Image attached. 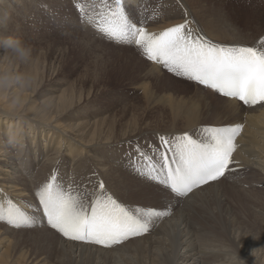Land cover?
<instances>
[{"label":"bare ground","instance_id":"1","mask_svg":"<svg viewBox=\"0 0 264 264\" xmlns=\"http://www.w3.org/2000/svg\"><path fill=\"white\" fill-rule=\"evenodd\" d=\"M26 1L30 5L31 0H0V39L28 38L24 17L33 16L41 28L50 25L54 18L44 17L42 10L39 15L27 13ZM73 1L56 0L57 10L51 12H62L65 30L82 32V52L96 55L79 79L73 71L64 79L57 77L41 47H32L27 61L0 48V199L6 194L37 222L16 228L0 221V264H264V103L243 106L146 61L132 49L124 52L121 73L128 74L129 86L141 95L131 101V111L108 112L95 101L102 84L97 54L103 41L83 29L78 19L71 21L74 12L67 9ZM145 1L127 0V6L141 10L142 16L148 13L152 21L145 20L144 27L150 32L183 23L187 15L220 44L254 46L264 37V0H170L163 14L159 9L161 17L143 6ZM41 3L37 0L36 5ZM44 31L35 32L48 34ZM65 63L55 58L51 66ZM235 124L244 125L233 153L239 164L187 197L160 182L163 172L156 180L137 173L140 163L143 170L148 166L138 149L153 157V167L163 165L159 136L187 132L197 138L204 135L202 128ZM130 141L137 143L131 146L136 155L127 172L121 161L116 163L113 150ZM56 173L85 192L90 187L85 182L98 186L100 181L90 178L100 179L131 203L132 212L155 208L163 215L152 218L148 232L111 246L64 237L47 226L33 194L36 183Z\"/></svg>","mask_w":264,"mask_h":264},{"label":"snow or ice","instance_id":"2","mask_svg":"<svg viewBox=\"0 0 264 264\" xmlns=\"http://www.w3.org/2000/svg\"><path fill=\"white\" fill-rule=\"evenodd\" d=\"M102 5L100 11L91 15L82 4L76 7L83 22L94 26L108 41L135 45L148 60L244 105L264 103V37L254 46L220 44L209 39L187 15L183 23L150 32L144 27L145 17H132L127 0H112L111 4L102 0ZM243 128V124L206 127L201 129L204 135L197 138L187 132L172 138L161 135L163 165L153 167L149 163L153 157L138 149V155L148 166L137 169V173L156 180L163 172L160 182L177 196L187 197L194 189L217 181L239 164L233 153ZM168 152L173 155L169 157ZM98 188L90 196L79 187H65L53 175L33 194L52 229L72 240L104 246L148 232L152 218L163 215L155 208L134 213L108 193L103 181ZM0 221L16 228L37 223L6 194L0 199Z\"/></svg>","mask_w":264,"mask_h":264},{"label":"rangeland","instance_id":"3","mask_svg":"<svg viewBox=\"0 0 264 264\" xmlns=\"http://www.w3.org/2000/svg\"><path fill=\"white\" fill-rule=\"evenodd\" d=\"M75 1H77V0H74L72 2V5L70 6V9L69 8L67 9L68 10L67 13L72 14L74 12V14H73L74 16L72 15L70 17L71 21L78 19V22L83 27V29L89 30L93 34V37H97V39L103 41V43H101V44H103L101 47L97 46L99 51H100V54H97L100 57L99 66L97 68V77L100 78L102 84H101V86H99V88H98L99 90L97 89V91L95 92V95H96L95 101L98 102V106H102L103 108L105 107L108 112L113 113V112H118V111L123 110V109H126V111H131V101L133 102V100H136L138 98V96L141 95V92L135 91L136 90L135 88L129 86L131 79L128 77L127 73H121V67L123 64V59L125 57L124 52L125 51L126 52H132V49H133L134 51H136V53L139 57L144 58L146 61H148L147 57L143 54V51H141V49H139L137 46H135V45H120V44H117L115 42H110L104 36H102L94 26H92V25L90 26L89 24H86L83 22V20L81 18V13L79 12V10L76 7L77 3L78 4L82 3V5L84 4L83 6L86 10V13L91 15L93 11H100L101 10V8L103 6L101 4L102 0H97V1L96 0H82V1L80 0L81 2L79 0H78V2H75ZM240 1L247 3V2H250L253 0H240ZM36 2H37V0L36 1L31 0V3L29 5L28 1H26V5L28 4L27 7H25L27 13L39 15L38 12H40L42 10L43 11L42 14L44 17L49 18V16H50V17H53L54 19H52V21L50 22V25H48L49 23H47L48 30H45L47 25L42 27V28L39 27L37 24V21L34 19L33 16H29L26 18L24 17L23 18V20H24L23 26L26 28V30L28 29L27 31L31 32L28 34V38H25L24 41L28 45L31 46V49H32V47H41V50L43 51V53L46 54V60H47V64H48L49 68L52 69V67H53L55 71L59 72L57 77H61L64 79L70 71H73L75 73V74H73L74 79L75 80L79 79L82 72H84V73L86 72V68H87L86 63H88V61L90 59L92 60L91 56H96V55L95 54H89L88 55L87 53L84 54L82 52L83 48L78 44V40L80 37H82L83 34L80 30H78L79 32L77 34V31H74L77 29H74V30L71 29L69 31L65 30L67 28V26H65L63 24V22H60V19H62V18H60V17H62V12H55V13L51 12L52 10L53 11L57 10L56 0H49V1L42 0V3L38 4V5H36ZM106 2L112 3V0H106ZM165 2L167 4H164ZM32 3H33V5H32ZM145 3H143V6L147 7L149 10H151L153 12V15H156L159 13V9H160V12L162 13L163 7L167 6L166 8H169L170 0H147V1H145ZM100 4H101V6H100ZM157 5H159V6H157ZM29 7H30V9H29ZM64 7H67L66 1H64ZM127 8L130 11L133 18H139L140 16H142L141 10H137V9L134 10L131 8V5H128ZM161 13H159L160 17L163 14V13L162 14ZM143 17H145V20L147 23H150L152 21L150 18H148V13H145L143 15ZM74 23H76V22H74ZM83 25H85V26H83ZM63 29H64V31H63ZM35 31L41 32V33L43 31L44 32L48 31V34L42 35L40 33H36ZM57 31H59V32H57ZM66 33H68V34H66ZM262 35L264 36V32L262 33ZM32 51H35V49H32ZM61 57L63 58V62H66L62 67L59 68L58 65L51 66V63L55 58H56V60H58ZM90 99H94V98L90 96ZM101 110L105 111V109H101ZM165 137H166V134H165ZM152 141H150V142L152 143ZM132 143L133 142L130 141L129 143L124 144L122 147L114 148V150H113L114 151L113 156L115 157L116 160H118V161H116V163L121 161L123 163V166H124V167L122 166V169H126L127 172H131V159L134 157V155H136V154H131V146H134L137 143H134V144H132ZM156 145L158 146L157 143H156ZM137 155H138V153H137ZM138 167H139V170H143V165H141V163L139 164ZM54 175L57 178L59 177V179H58L59 183H62L63 185L65 184L64 185L65 187L68 186L69 177H65V175L60 176L57 173ZM52 176H53V174L51 176H48L46 178V180H43L39 183H36L37 185L35 187H37L39 185L42 186L44 183L48 182ZM65 179H67V180H65ZM90 179H91L90 181L94 182V183L96 181L97 182L101 181L100 179H97V178L94 181V179L92 177ZM228 179H231V178H228ZM227 182H228V180H227ZM84 184L90 185V187L86 191L89 195H91L94 191H99L98 186H94L92 183L89 184V182H85ZM104 185H105V188L107 189V191H109L108 193L111 194L113 196V198L117 199L118 202L124 204L127 208H128V206L129 207L131 206V203L126 202V200H124L123 198L120 199L116 195V193L113 192V190L108 187V185L106 183H104ZM259 185H261V184H259ZM74 186L78 187V183H77V185L75 184ZM237 186L240 188H243L242 184H238ZM37 190H38V188L36 189V191ZM35 198L37 199L36 196H35ZM37 202H38V200H37ZM40 207L42 208L41 205H40ZM41 210L43 212V209H41ZM43 214H44V212H43ZM44 215L46 216V214H44ZM46 221H47V219H46ZM1 223L6 224V222H1ZM47 226H49V225H47Z\"/></svg>","mask_w":264,"mask_h":264},{"label":"clouds","instance_id":"4","mask_svg":"<svg viewBox=\"0 0 264 264\" xmlns=\"http://www.w3.org/2000/svg\"><path fill=\"white\" fill-rule=\"evenodd\" d=\"M0 48L6 52H11L20 61H27L31 56V46L21 38L8 36L0 39Z\"/></svg>","mask_w":264,"mask_h":264}]
</instances>
